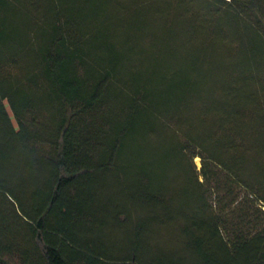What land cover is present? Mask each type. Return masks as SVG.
I'll return each instance as SVG.
<instances>
[{
    "label": "trees",
    "instance_id": "1",
    "mask_svg": "<svg viewBox=\"0 0 264 264\" xmlns=\"http://www.w3.org/2000/svg\"><path fill=\"white\" fill-rule=\"evenodd\" d=\"M50 1L0 0V264H264V0H101L191 54L142 81Z\"/></svg>",
    "mask_w": 264,
    "mask_h": 264
},
{
    "label": "rangeland",
    "instance_id": "2",
    "mask_svg": "<svg viewBox=\"0 0 264 264\" xmlns=\"http://www.w3.org/2000/svg\"><path fill=\"white\" fill-rule=\"evenodd\" d=\"M42 1L47 4L48 7L52 4L50 0ZM100 2L101 0H57V3L60 4L66 15H73L77 19L89 18L94 21L97 25V33H94L93 39L96 44L103 43V46H105V52L108 48L106 45L107 43L104 41L109 37L119 39V41H121L120 45H123L127 41V38L132 39L131 44H127V51L125 52L127 54L126 58L129 57L128 62L125 65L126 73H136L142 81L148 75L147 72L150 71V68H153L154 65H151V63L156 59L163 63L170 62V64L187 62V57H190L191 54L184 52L183 55V53L180 52V55H178L175 50L177 43L174 38L167 40V43L171 45L172 49H163L162 47L151 49L152 45L160 43V37L167 29L164 21L162 22L160 19H157L156 16L145 18L142 15H135L129 3H125L124 7L126 8L124 12L114 16L110 13V7L105 9L106 5ZM98 3L101 5V9L105 12L104 14L95 15L93 13L94 10H96L95 5ZM135 24L141 27L144 31L136 32V28L133 29ZM146 26L149 27L148 30L150 29L152 35L147 41H145L146 39L144 37ZM104 51L101 53H104ZM242 55L243 53L239 55L240 60L243 59ZM249 55L252 57L250 53ZM203 60L207 63L210 62L209 57H204ZM9 113L12 115L10 110ZM195 162L198 169H200L201 159L198 157L195 159Z\"/></svg>",
    "mask_w": 264,
    "mask_h": 264
}]
</instances>
